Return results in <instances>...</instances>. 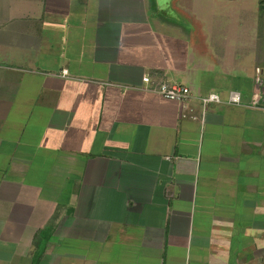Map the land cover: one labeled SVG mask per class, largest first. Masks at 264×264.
<instances>
[{
	"label": "crops",
	"instance_id": "0c3cea01",
	"mask_svg": "<svg viewBox=\"0 0 264 264\" xmlns=\"http://www.w3.org/2000/svg\"><path fill=\"white\" fill-rule=\"evenodd\" d=\"M0 264H264V0H0Z\"/></svg>",
	"mask_w": 264,
	"mask_h": 264
},
{
	"label": "built area",
	"instance_id": "2783aa9c",
	"mask_svg": "<svg viewBox=\"0 0 264 264\" xmlns=\"http://www.w3.org/2000/svg\"><path fill=\"white\" fill-rule=\"evenodd\" d=\"M66 74V72L64 73ZM143 83L148 90L157 93L165 99L173 100L185 104L191 98L190 89L182 84L171 83L167 79H162L160 81L154 80L153 77L149 74L144 75ZM203 111H206L208 106L212 103L220 104L223 102L222 98L215 93H211L206 97L200 99ZM228 104L231 105H241L242 98L241 95L237 92H230L226 100ZM196 119V117H193Z\"/></svg>",
	"mask_w": 264,
	"mask_h": 264
}]
</instances>
